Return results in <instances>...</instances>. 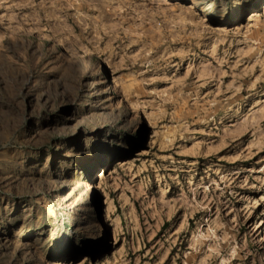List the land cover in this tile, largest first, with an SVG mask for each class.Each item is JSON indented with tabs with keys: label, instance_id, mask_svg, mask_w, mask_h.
<instances>
[{
	"label": "rangeland",
	"instance_id": "374dc122",
	"mask_svg": "<svg viewBox=\"0 0 264 264\" xmlns=\"http://www.w3.org/2000/svg\"><path fill=\"white\" fill-rule=\"evenodd\" d=\"M0 264H264V0H0Z\"/></svg>",
	"mask_w": 264,
	"mask_h": 264
},
{
	"label": "bare ground",
	"instance_id": "6f19581e",
	"mask_svg": "<svg viewBox=\"0 0 264 264\" xmlns=\"http://www.w3.org/2000/svg\"><path fill=\"white\" fill-rule=\"evenodd\" d=\"M194 2L195 3H199V0H194ZM252 14H251V16L248 18V20H253V19H256L257 18V16H258V13L257 12H255V11H252L251 12ZM96 156V155H95ZM96 158V165L97 166H99L100 165V158L99 157H95ZM99 171H101V177L103 176V168H101ZM99 175V176H100ZM90 185H91V190L92 191H97V190H99L100 189V183L96 180V181H91V183H90Z\"/></svg>",
	"mask_w": 264,
	"mask_h": 264
}]
</instances>
